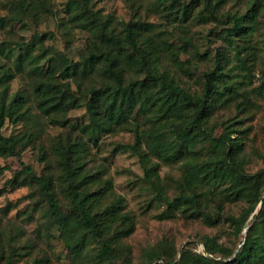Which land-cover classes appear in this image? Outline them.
<instances>
[{"label": "trees", "instance_id": "obj_1", "mask_svg": "<svg viewBox=\"0 0 264 264\" xmlns=\"http://www.w3.org/2000/svg\"><path fill=\"white\" fill-rule=\"evenodd\" d=\"M8 3V14L0 15V30L7 34L0 55L8 61L0 70V157L18 159L20 168L9 182L28 186L32 208L17 223L7 216L9 203L1 207L0 264H18L23 255L39 252L35 248L50 243L54 227L70 255L85 264L129 262L124 239L134 230L135 215L92 148L98 137L122 130L132 132L140 163L154 157L179 170L166 179L157 170L145 171L150 202L174 203L186 218L225 226L236 239L203 234L204 252L183 246L177 260L173 244L158 242L144 250L145 264H264V166L247 167L253 154L264 153L248 151L245 127L223 138L208 126L217 107L233 108L222 123L234 126L246 117L253 96L264 95V0H153L159 25L176 44L141 15L115 20L91 0H67L66 19L59 22L63 35L69 39L73 28L88 33L76 54L46 44L49 31L23 40L6 27L49 18V0ZM200 23H211L200 33L203 49L190 30ZM16 76L24 88L11 90ZM79 107L87 120L74 125L69 112ZM27 147L41 171L22 160ZM5 168L0 164V173ZM34 212L39 224L31 236L24 223ZM50 258L42 252L28 264H48Z\"/></svg>", "mask_w": 264, "mask_h": 264}, {"label": "rangeland", "instance_id": "obj_2", "mask_svg": "<svg viewBox=\"0 0 264 264\" xmlns=\"http://www.w3.org/2000/svg\"><path fill=\"white\" fill-rule=\"evenodd\" d=\"M66 1L49 0L53 12L49 18L39 21L31 20L26 23L11 22L6 27L14 37L23 40L31 38L35 31H49V36L45 39L46 44H52L70 54H76L85 47L88 33L81 31L79 28H73L69 39L63 35L59 22L61 19H66ZM152 1L91 0L96 9L102 14L111 15L115 20H128L135 15L148 18L153 23L155 30L162 31L171 44L178 43L177 38L170 35L171 33L165 26L159 25V21L162 19L156 11L151 9ZM8 2L9 0H0V15L6 16L8 14ZM230 6L231 3L229 2L225 9H229ZM210 24H194L190 29L202 49L206 47V42H204L205 39L203 40L200 33L206 31ZM6 37L7 34L0 30V41ZM0 57V70H3L7 67V60L4 59L3 55H0ZM256 82V80L253 81L254 84ZM10 83L11 90L24 88V82L19 76L14 77ZM262 95H252L253 99H251L245 112L246 117L234 126L226 127L222 123V118L225 119L233 114L232 107L231 109L228 107L215 108L208 120L209 128L217 136L228 138L240 134L237 130L233 131V129L245 127L246 132L243 135L248 151H252L254 147L258 152L264 153V95ZM69 119L74 125H77L87 120V114L83 107H79L69 112ZM4 131L5 133L11 131L10 123H6ZM48 131L54 133L56 129L50 128ZM93 137L90 134L87 135L89 140H92ZM132 141V132L122 130L98 137L97 147L92 146L93 149H97L99 163L106 167L109 175H111L116 194L122 195L127 209L135 215L134 230L124 239L130 246L129 262L127 264H145L143 260L144 250L162 241L173 244L178 250V256L175 260L179 258L183 246L189 247L195 252H204L203 243L201 242L203 234L217 235L220 240L235 242L236 239L233 236H228V230L225 226L210 227L200 220L186 218L184 212L174 203L167 204L164 201L159 203L157 200L150 202L152 185L145 178V171L153 172L157 170L159 175L166 179L165 177L169 175L177 176L179 170L175 166L162 164L154 157L149 161L140 163L132 149ZM21 158L25 163L32 165L36 171H41L43 166L41 162L35 160L34 149L31 147H27L21 152ZM0 164L6 166L0 173V212L1 207L9 203L7 216L17 223H21L20 218L32 208V202L28 197L29 189L27 185L16 186L9 182L14 171L20 168V163L14 155H8L0 157ZM262 166H264V158L253 154V160L247 167L249 170L254 171ZM255 211L257 209L250 214L245 223L240 233V239L243 238L246 228L253 221L252 214ZM24 224L26 231L32 236L33 229L39 224L37 213L34 212L33 216ZM52 233L54 237L50 239V243L39 242L38 247L35 248L39 252L34 250L30 255H23L18 264H25L26 262L28 264L30 263V256L42 252L50 255L51 258L48 264H85L83 257L70 255L57 227L52 228ZM19 241H23L21 236Z\"/></svg>", "mask_w": 264, "mask_h": 264}, {"label": "water", "instance_id": "obj_3", "mask_svg": "<svg viewBox=\"0 0 264 264\" xmlns=\"http://www.w3.org/2000/svg\"><path fill=\"white\" fill-rule=\"evenodd\" d=\"M259 206H260V203H259ZM209 256H211V257H212V255H210V254H209Z\"/></svg>", "mask_w": 264, "mask_h": 264}]
</instances>
